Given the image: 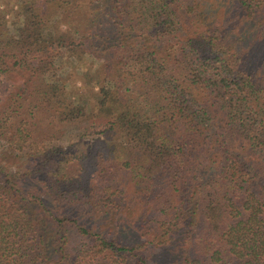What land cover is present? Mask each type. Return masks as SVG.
I'll return each mask as SVG.
<instances>
[{
    "label": "trees",
    "instance_id": "1",
    "mask_svg": "<svg viewBox=\"0 0 264 264\" xmlns=\"http://www.w3.org/2000/svg\"><path fill=\"white\" fill-rule=\"evenodd\" d=\"M263 10L264 0H0V154L16 158H0V264H147L139 247L187 264H264ZM82 121L97 134L89 155L54 128ZM105 146L119 193L103 192L115 175ZM18 156L26 171L47 166L60 196L98 208L119 195L140 235L180 241L160 250L164 239L125 245L88 230L7 171ZM68 220L90 243L67 244Z\"/></svg>",
    "mask_w": 264,
    "mask_h": 264
},
{
    "label": "rangeland",
    "instance_id": "2",
    "mask_svg": "<svg viewBox=\"0 0 264 264\" xmlns=\"http://www.w3.org/2000/svg\"><path fill=\"white\" fill-rule=\"evenodd\" d=\"M212 6V1L210 4H206L202 7V12L207 11L211 12V9L207 7ZM207 8V9H206ZM262 11V10H261ZM264 11V10H263ZM79 12H76L74 10L70 11V14L67 16L68 19L76 18L78 16ZM9 15V13H7ZM226 23L228 21H225ZM261 54H263L262 50H256V56L260 59ZM88 60V59H87ZM86 60V61H87ZM88 64V61L86 62ZM82 79L80 77H77L74 86L75 90L78 91V94L82 97H88L92 96L93 93L87 89V87L82 86ZM96 87L94 86V89ZM87 123H84V121L70 125L68 127L62 126V127H54L58 132L69 134L68 137L69 142L72 141L73 144L70 145V150H84L87 151V155L90 154V150L92 149V141L94 137L97 135L93 128L89 127L86 129H82L83 125L85 126ZM79 132H82L83 136L78 135ZM107 144V143H106ZM105 144V145H106ZM107 146L103 147L101 152L103 154H107L110 158L105 159L104 155V161L103 165L108 168V170H111L110 172L115 174L112 176L108 182H111V186H108V189L104 188L103 192L107 195L110 190H115L116 193H119V178L121 177L119 174L117 175L116 172H119V166L111 162L112 159L116 158V156H112V151H107ZM107 151V152H106ZM0 158H3L2 162L6 163L4 160H16V158H11L8 154H0ZM18 166L13 167L9 166L7 168V171H17L16 178L18 181L23 184L24 186L30 188L34 192L36 190L40 191V198L42 200V203L48 204V207H50L52 210L62 209L63 211L70 212V216H75L76 223L84 225L88 230L97 233L99 235H102L104 237L113 238L114 240L118 242H122L125 245H133L137 243V241L142 240L146 238V240H152L155 242L156 240L164 239L163 243H161L160 250H164L162 247L165 246V244L170 243L175 244L176 242L180 241V238L176 237V232L173 231L170 235L163 233L161 229H152L150 230L149 234H146L145 236L140 235V232L143 233L142 230H139L137 227L132 226V223L130 224V221L126 217V215H122V210L119 208V195H116L115 202H117V207H111L108 205H105L103 203L102 206L95 208V205H90V202L92 199L91 196H77L72 198H64L58 194V192L54 191V186L47 180L48 177V171L47 166L43 167L44 172L40 173H33L31 171H26L27 168L33 167V163L30 160H27L25 157H17ZM117 167V169H116ZM5 171V170H2ZM2 175V174H1ZM122 178V177H121ZM121 183V182H120ZM117 189V190H116ZM90 199V200H89ZM136 202V199L133 198ZM92 203V202H91ZM135 208L134 210H136ZM41 219L40 221H42ZM76 223L68 220L62 225H59L60 231H64L67 238L68 243H75L77 241L87 242L90 243L91 239L85 238L81 233L78 231ZM145 224V223H144ZM143 224V225H144ZM147 225H145L146 227ZM134 227V228H132ZM143 228V227H142ZM174 245H172V248ZM134 252L136 253H143L146 257V263L147 264H187L186 260L183 256H181L180 253L174 254L175 257L173 259L169 258H162L163 254H165V251L158 252L156 248L151 247L149 250V253L151 257L148 255L146 250L144 248H135ZM161 253L157 257H154L156 254ZM136 257H133L134 260ZM48 264V262H46Z\"/></svg>",
    "mask_w": 264,
    "mask_h": 264
}]
</instances>
